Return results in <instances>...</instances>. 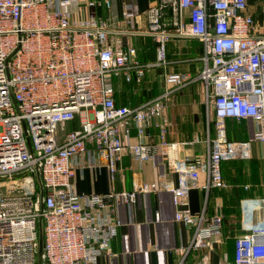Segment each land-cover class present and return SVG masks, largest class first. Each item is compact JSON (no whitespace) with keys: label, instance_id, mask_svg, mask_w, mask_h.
<instances>
[{"label":"built area","instance_id":"2783aa9c","mask_svg":"<svg viewBox=\"0 0 264 264\" xmlns=\"http://www.w3.org/2000/svg\"><path fill=\"white\" fill-rule=\"evenodd\" d=\"M99 3L86 0L88 16L74 19L82 0H0V264H97L100 255L111 253L118 234V202L130 207L140 193L161 188L142 183L132 190L79 194L72 181L77 165L93 167L103 159L114 180L124 156L147 161L161 152L178 173V185L170 189L173 204L184 206L189 190L200 186L201 170L207 194L225 187L222 162L247 159L251 140L264 141V30L248 11V0H152L145 14L159 63L166 62V40L179 35L200 39L203 66L196 75L167 73L164 91L134 106L117 104L114 80L141 78L150 63L138 58L135 46L111 43L108 18L96 11ZM122 14L127 20L139 16L132 3ZM197 79L217 136L206 159L171 158L168 150L177 143L167 140L166 105L174 88ZM229 117L251 118L252 139L230 141ZM77 119L80 126L66 129ZM150 126L159 129V144L148 141ZM258 200L264 208V196ZM174 216L194 227L189 246L175 249L176 264H214L208 255L195 261L187 256L221 236L222 216L205 208L197 216L189 208ZM217 264H264V216L235 236V259Z\"/></svg>","mask_w":264,"mask_h":264},{"label":"crops","instance_id":"0c3cea01","mask_svg":"<svg viewBox=\"0 0 264 264\" xmlns=\"http://www.w3.org/2000/svg\"><path fill=\"white\" fill-rule=\"evenodd\" d=\"M100 1L96 11L108 18L111 43L133 45L138 58L150 63L141 78L133 75L131 81L117 77L115 99L120 105H139L157 97L166 87L165 75L182 72L196 75L203 66L201 56L203 43L197 37L173 35L165 42L166 62L159 63L156 35L150 32L146 10L152 0H111V5ZM248 11L253 13L259 29L264 30V15L261 0H248ZM132 3L139 16L127 20L123 17V7ZM90 7L86 0L73 14L74 19L86 18ZM206 90L201 80L174 88L166 105L169 120L167 140L177 143L169 149L171 158H207L209 142L217 136V126L213 112L205 105ZM210 121H213L210 125ZM80 119L67 125H74ZM66 125V126H67ZM255 123L251 118L225 120V133L230 141L252 139ZM67 129V128H66ZM148 141L160 143L157 127H148ZM136 130H133L135 139ZM173 160L157 152L147 161H138L132 156H124L118 162L115 179L111 180L106 161L97 166L77 165L74 169V189L79 194L103 193L112 187L116 190H132L142 183H157L161 188L140 193L132 206L120 200L115 216L120 220L118 234L111 240V253L99 256L97 264H176V248L188 247L194 227H188L175 219V212L189 208L194 216L205 208L209 215L222 216V234L216 237L211 247L199 252L190 251L187 261H195L208 255L211 262H232L235 259V236L251 231L264 216V208L259 198L264 196V141L251 140L250 156L247 159L234 158L222 162V173L227 182L225 187L204 189L207 173L200 172V186L189 190L187 204L175 206L171 188L178 185V173ZM159 213V219L156 218Z\"/></svg>","mask_w":264,"mask_h":264},{"label":"rangeland","instance_id":"374dc122","mask_svg":"<svg viewBox=\"0 0 264 264\" xmlns=\"http://www.w3.org/2000/svg\"><path fill=\"white\" fill-rule=\"evenodd\" d=\"M255 1H257V0H255ZM212 123H214V122H213V121H210V125H211ZM77 125H79V122L75 123L74 125H73V124H72V125H71V124H70V125H67L66 128H67V129H72V128H75ZM63 131H64V130H63ZM38 263H39V264H43L42 261H40V260H38Z\"/></svg>","mask_w":264,"mask_h":264},{"label":"water","instance_id":"95a60500","mask_svg":"<svg viewBox=\"0 0 264 264\" xmlns=\"http://www.w3.org/2000/svg\"><path fill=\"white\" fill-rule=\"evenodd\" d=\"M39 242H40L39 255L41 256V254H42V250H43V245H42L43 238H42V235L40 236Z\"/></svg>","mask_w":264,"mask_h":264}]
</instances>
